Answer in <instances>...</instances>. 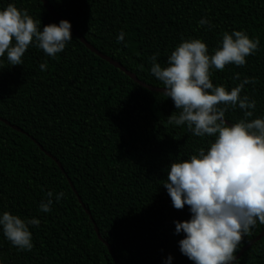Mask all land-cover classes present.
<instances>
[{"label": "trees", "instance_id": "1", "mask_svg": "<svg viewBox=\"0 0 264 264\" xmlns=\"http://www.w3.org/2000/svg\"><path fill=\"white\" fill-rule=\"evenodd\" d=\"M47 1L98 52L156 88L163 85L149 71L153 54L164 67L182 40L201 39L212 54L225 31L244 30L259 40L258 50L243 66L211 69L210 80L230 89L239 82L234 73L254 77L241 95L256 101L249 119L264 115V0ZM9 3L41 28L59 23L41 0H0V8ZM202 17L211 28L198 25ZM121 31L124 41L117 42ZM71 36L54 57L31 44L22 65L0 57V119L11 125L0 121V212L40 221L30 226V251L0 233V264H118L105 243L121 264H164L169 254L171 264H193L179 251L183 233L174 234L173 221L189 217L187 206L175 209L162 185L169 164L206 147L209 138L169 124L178 111L170 98L140 86ZM224 118L235 123L243 114L228 108ZM49 191L65 195L40 212ZM263 232L257 223L235 256ZM239 260L264 264V237Z\"/></svg>", "mask_w": 264, "mask_h": 264}, {"label": "clouds", "instance_id": "2", "mask_svg": "<svg viewBox=\"0 0 264 264\" xmlns=\"http://www.w3.org/2000/svg\"><path fill=\"white\" fill-rule=\"evenodd\" d=\"M197 23L212 27L204 17ZM70 30L65 19L41 28L40 20L9 3L0 8V57L10 66L22 65L30 44L54 57L72 39ZM124 36L119 32L117 42H123ZM258 45L259 40L244 30L233 29L222 34L212 54L201 39L189 38L175 46L164 67L156 62L157 54L150 57V74L162 83L163 94L178 110L168 116V123L186 125L193 136L209 138L195 154L172 161L162 185L175 209L187 206L189 217L173 221L174 234L183 233L177 242L179 251L193 264H240L235 252L242 236L257 223L264 225V115L249 119L256 101L241 95L255 78L240 79V73H234L232 79L239 82L230 89L210 80L213 68L245 65ZM46 67V62L39 65L41 71ZM237 107L243 118L226 123L225 111ZM64 195L47 192L38 211L50 212L54 200L59 202ZM39 224L36 217L0 212V233L19 250L33 248L30 226ZM172 259L169 254L164 264Z\"/></svg>", "mask_w": 264, "mask_h": 264}, {"label": "water", "instance_id": "3", "mask_svg": "<svg viewBox=\"0 0 264 264\" xmlns=\"http://www.w3.org/2000/svg\"><path fill=\"white\" fill-rule=\"evenodd\" d=\"M42 1V3H43V5H44V7L48 10V12L51 14V16L54 18V19H56V20H58V21H60V20H62L63 18L60 16V15H58L55 11H54V9L49 5V3H48V1L47 0H41ZM71 32H72V34H74L75 35V37L76 38H78L80 41H81V43H83L85 46H86V48L88 49V50H90L93 54H96L97 56H99L101 59H103L104 61H106V62H108L110 65H112V66H114L116 69H118V70H120V71H122L124 74H126L128 77H130L132 80H134L137 84H139L140 86H142V87H144V88H146V89H148V90H150V91H153V92H156V93H161V94H163V89L162 88H156V87H152V86H148L147 84H145V83H143V82H140L139 80H138V78L134 75V74H132L131 72H129L128 70H126L122 65H120L119 63H116L113 59H111V58H108V57H106V56H104V55H102L100 52H98L94 47H92L72 26H71V30H70ZM0 121H2L3 123H5L6 125H9V126H11L10 125V123H8L7 121H5V120H1L0 119ZM226 123H229L228 121H226ZM230 124V123H229ZM12 128L14 129V130H16V131H18V132H21V133H24V131H22L21 129H19L18 127H15V126H12ZM32 139V138H31ZM34 142H36L34 139H32ZM37 143V142H36ZM38 144V143H37ZM40 146V145H39ZM40 149L42 150V151H44V149L40 146ZM58 165H59V168L61 169V171L62 172H64V170H63V168H62V166L60 165V163H58ZM70 182V181H69ZM70 184H71V187L73 188V185H72V183L70 182ZM79 201H80V203L82 204V202H81V200L79 199ZM82 206H83V208L84 209H86L85 208V206L82 204ZM86 212H87V214L90 216V212L88 211V210H86ZM96 233H97V235H98V237H99V239L103 242V243H105L104 241H103V239L101 238V236H100V233H99V230L97 229V227H96ZM264 237V232L258 237V238H256V240H254L253 242H251L244 250H242V252L240 253V254H238L236 257L238 258V259H240L243 255H244V253L249 249V247L251 246V245H253V244H255L256 242H258V241H260L262 238ZM106 244V246H107V248H108V250H109V252L111 253V255L113 256V258L115 259V261L118 263V264H121L120 262H119V260L117 259V257H116V255H115V253H114V251L111 249V247L107 244V243H105Z\"/></svg>", "mask_w": 264, "mask_h": 264}]
</instances>
